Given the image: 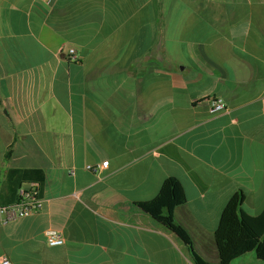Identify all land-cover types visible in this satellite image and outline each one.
I'll use <instances>...</instances> for the list:
<instances>
[{"label": "crops", "instance_id": "0c3cea01", "mask_svg": "<svg viewBox=\"0 0 264 264\" xmlns=\"http://www.w3.org/2000/svg\"><path fill=\"white\" fill-rule=\"evenodd\" d=\"M213 98L226 110L211 113ZM103 162L99 176L85 168ZM168 178L186 199L176 224L218 264L230 197L264 209V0H0V205L17 183L38 182L43 199L0 225V255L193 264L138 207ZM46 229L64 244L49 247ZM231 264L264 263L252 252Z\"/></svg>", "mask_w": 264, "mask_h": 264}, {"label": "trees", "instance_id": "16d2710c", "mask_svg": "<svg viewBox=\"0 0 264 264\" xmlns=\"http://www.w3.org/2000/svg\"><path fill=\"white\" fill-rule=\"evenodd\" d=\"M8 173V179H10L11 175L19 172L11 170ZM30 173L40 172L31 171ZM18 184L15 185V194L18 191ZM244 199L241 192L235 193L230 197L220 215L214 232V242L219 256L218 264H231L252 252L257 260L264 263V209L257 216L249 215L242 209ZM185 202L180 183L176 179L168 178L162 183L158 194L153 199L139 203L138 207L154 221L163 224L180 237L193 264H208L194 252L190 238L174 220V210Z\"/></svg>", "mask_w": 264, "mask_h": 264}, {"label": "built area", "instance_id": "2783aa9c", "mask_svg": "<svg viewBox=\"0 0 264 264\" xmlns=\"http://www.w3.org/2000/svg\"><path fill=\"white\" fill-rule=\"evenodd\" d=\"M67 58L75 60V52L70 49L67 52ZM211 113H219L225 111V106L220 99H210L208 101ZM107 162L97 165H87L86 170L96 176H99L103 169L106 168ZM43 207V199L40 195V184L38 182H30L25 187H20L17 191V200L11 204L0 205V225L14 222L18 219L33 216L39 213ZM45 243L49 247L62 246L64 238L62 234L54 229H46L43 232ZM0 264H11L10 261L0 255Z\"/></svg>", "mask_w": 264, "mask_h": 264}]
</instances>
